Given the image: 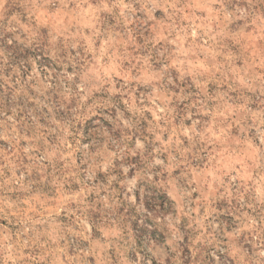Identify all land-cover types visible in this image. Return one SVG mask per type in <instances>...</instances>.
<instances>
[{
    "label": "rangeland",
    "instance_id": "obj_1",
    "mask_svg": "<svg viewBox=\"0 0 264 264\" xmlns=\"http://www.w3.org/2000/svg\"><path fill=\"white\" fill-rule=\"evenodd\" d=\"M0 264H264V0H0Z\"/></svg>",
    "mask_w": 264,
    "mask_h": 264
}]
</instances>
